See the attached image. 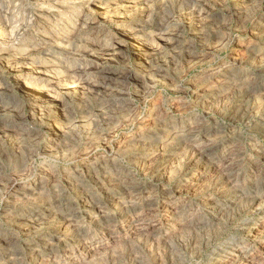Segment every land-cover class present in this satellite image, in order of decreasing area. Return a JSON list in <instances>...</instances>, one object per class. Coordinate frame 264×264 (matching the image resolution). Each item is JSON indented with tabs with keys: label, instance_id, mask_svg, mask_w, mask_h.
<instances>
[{
	"label": "rangeland",
	"instance_id": "rangeland-1",
	"mask_svg": "<svg viewBox=\"0 0 264 264\" xmlns=\"http://www.w3.org/2000/svg\"><path fill=\"white\" fill-rule=\"evenodd\" d=\"M123 31L151 52L145 58L128 47L110 59L118 79L104 90L106 77L95 71L103 60L91 54L97 55V40L109 43ZM13 54L10 73L0 59V105L12 110L0 113V125L19 117L25 130L0 128L1 233L18 231L21 245H37L53 238L56 224L37 236L18 230L17 217L49 204L83 207L95 196L117 224L108 246L114 254L101 251L102 264H264V0H0V56ZM75 64L82 65L84 83L70 74ZM24 66L53 68L51 90L63 116L51 105L42 118L27 107L17 110ZM190 137L211 152L194 160ZM88 163L93 177L86 175ZM42 168V190L7 201L11 180L35 184ZM67 171L80 177L70 186ZM194 178L195 186L187 184ZM129 181L138 186L137 204L118 208L129 199ZM145 196L156 202L167 239H123L122 227ZM166 201L186 209L177 222ZM101 223L86 221L95 231ZM71 236L68 244L80 248V237Z\"/></svg>",
	"mask_w": 264,
	"mask_h": 264
},
{
	"label": "bare ground",
	"instance_id": "bare-ground-1",
	"mask_svg": "<svg viewBox=\"0 0 264 264\" xmlns=\"http://www.w3.org/2000/svg\"><path fill=\"white\" fill-rule=\"evenodd\" d=\"M99 8H102V7H99ZM97 42H98L97 55L95 54H91V55H93L94 57L98 59L103 60L101 64H97L95 66V71L97 73H101L102 76L106 77V80H104L105 82L103 83L104 90L107 89V86H106L108 85L107 83L110 84L114 80L118 79L117 76H115L114 78V75H112V73H110L109 71L108 62L110 61V59H114L116 56L121 54L123 49L128 48V47H130L133 50V54L142 55L145 58L146 57L148 58L149 57L148 54L151 52L150 47L144 45L143 43L138 42V40L134 36H132V34L129 31H123L121 35L114 36L113 39H111L109 43L104 42L102 40H97ZM17 56H18L17 54H13L11 58H7V60L3 56L6 61L0 56L1 63H3V66L8 73H10L13 70V67L16 65L17 58H18ZM22 68L26 70L27 76L16 80V86L23 93L22 95L23 100L21 101L20 104H18L17 110L20 109L21 107L22 108L27 107L29 108V111H31L33 115L39 116L42 118L44 114L43 112L45 111V107L47 105H51L52 108L54 106L55 110L57 111V115L61 114L63 116L64 111L61 107V104L57 100V96L55 95V93L51 90L52 80H54L53 76L56 79V75L54 74L53 68L44 67L41 70H37V71L32 70L28 66H24ZM81 69H82L81 64H75L72 67V70L70 72L71 76L74 77V79L76 78L77 81L79 80L78 83L79 82L84 83L87 80L86 78H83L80 76ZM135 81L138 84L141 83L140 80L135 79ZM9 111L12 112V110H10L9 108H6L5 105H0V113L7 114L9 113ZM3 124L4 125H0V128H2V130L6 129L7 126L9 125L13 128V133L15 131L23 132L25 130L23 120L19 119V117L18 119L12 118L11 120H9L8 121L9 125H6L5 123ZM10 130L12 131V129ZM57 131L58 130L56 129H52V132L54 133L53 136H55V138L58 137V135H56ZM173 136L176 139L177 137L180 136V134L175 132ZM187 141H188L187 143L189 144H194L193 145L195 147V153L193 154L194 160L196 159V157L205 158L209 154L208 152L210 151L211 147L204 148L201 146H197V144H195L196 140L194 141L193 139H191V137L188 138ZM47 143L51 146L53 145V141L47 142ZM47 143H46V146H49ZM25 164L27 165V163ZM95 169L96 168L93 165V163L92 164L88 163L85 169L86 175L91 177L92 175L95 174ZM215 171L216 170H214V172ZM34 177L36 179L35 184H32V185L27 184V186L25 185L23 187L16 186L15 180H11L10 188L8 189L6 193L3 192V194H6L4 197L7 199V201L11 200L10 197L12 195H17V194H22V193L31 194L32 192H34L33 190H36V191L42 190L46 182L45 180H47L46 169L45 168L40 169L37 173L34 174ZM79 178H80L79 176L76 177L72 173H69V172L66 173V180L69 186L71 185L70 184L71 182L74 183L75 181H78ZM189 181L191 182L187 184H190L191 186H195L200 180L194 178V179H190ZM126 186L128 187V189H130V194L127 193L129 195V196L127 195L129 199L125 203L120 204L118 208L126 207L125 205L126 203H127V206H131V207L137 204V202L135 201V196H134L138 192L137 184L135 183V181H129L127 182ZM77 188L80 189L81 186H78ZM77 188L76 190H79ZM179 188H180L179 186L176 187L173 192L176 193L178 190H180ZM93 197L89 198L88 201L84 202L83 207L70 206L66 209L58 210L59 208L57 209L55 207H51L50 204L48 203L49 205H44V206H47L44 208V211L40 210L30 216H27V217L24 216L25 219H20L19 218L20 216L17 217L15 220H17V223L20 224V226L18 227V230H21L22 232L39 236L47 227L54 226L56 224L54 226L55 234L53 235V238L51 239L43 238V240H39V242L37 241L38 242L37 245L31 244V242H26V244H24L23 246L19 242H17V239L19 237L17 236L16 233H18V231H16V233H8V232L1 233L0 232V246H2L3 248V252L5 254L3 256L5 257L6 264H66V263L67 264H102L103 260L105 259V257H103V254H102L103 251H107L110 249L111 254H114L112 250V246L110 248L108 246L112 245L116 241L114 231H115L117 224H116V221L115 223L113 222L114 220L111 218L110 212L106 210L103 204H101V201ZM112 198L113 197H110V199ZM142 203L143 204L141 203L139 204L140 206L139 208L134 207V209L137 211H134L132 213L125 227L124 226L122 227L125 230L123 239H128V237H130L131 235L141 236L145 239L161 238V237L167 239L168 238V235L166 233L167 230L163 226L162 221H160V219L157 217V214L155 212L156 210L155 208L157 206L156 202L153 201L150 196H145L142 200ZM163 206L166 208L172 209L173 213L171 214V216H172V220H175V222H177L183 216L184 212L186 211V209L176 210L177 207H175L174 202H171V201L164 202ZM91 209H94L93 211L95 215L91 213ZM85 218L87 220H85ZM97 219H99L102 222L101 223L102 226L100 225L101 228L99 230L95 231L87 227L86 221H89V223H91V222H95ZM191 219L192 218H190L188 221L191 223L194 222V220H191ZM198 222L200 221L197 220L194 223L197 224ZM74 235H77L80 237V242H79L81 246L80 248L74 247L73 245L68 244V238L70 236L73 237ZM95 236H98V238H94ZM103 239L107 241L104 242ZM108 242L110 243L107 245ZM55 246L60 247L58 256L55 255V253H53L56 250ZM77 251H80V252L76 253ZM52 253H53V256L47 258V255H51Z\"/></svg>",
	"mask_w": 264,
	"mask_h": 264
}]
</instances>
